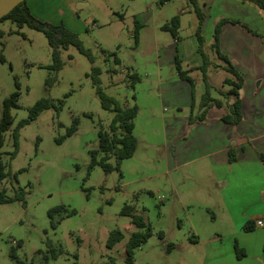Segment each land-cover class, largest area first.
Returning a JSON list of instances; mask_svg holds the SVG:
<instances>
[{"label":"rangeland","instance_id":"rangeland-1","mask_svg":"<svg viewBox=\"0 0 264 264\" xmlns=\"http://www.w3.org/2000/svg\"><path fill=\"white\" fill-rule=\"evenodd\" d=\"M184 4L189 7L185 0L60 2L63 14L52 16L54 25L75 33L93 63L68 46L60 51L62 68L56 74L48 69L50 48L40 32L9 20L0 22V117L3 101L14 92L18 95V107L10 110L13 123L0 149L8 173L0 181V190L11 199L23 191L22 201L0 203V264H124L123 241L112 249L106 241L114 230L125 239L141 230L121 213L128 206L151 234L134 250L136 264H202L201 246L193 240L205 238L209 227H223L211 223V215L194 195L216 185L204 167L193 172H199L200 178L186 167L173 168V141H167V134H171L169 120L177 112L159 95L156 76L172 43L161 27L181 14ZM197 21L192 11L184 12L179 34L194 33ZM91 66L100 70V86L107 96L123 107L138 108L135 151L120 162L118 170L109 172L97 164L90 167V153L99 150L97 132L106 129L113 117L100 107ZM170 66L164 73L169 79L174 72ZM130 75L139 78L134 88L129 85ZM53 76L46 86V79ZM42 98L58 109L43 110L19 130L17 153L11 158L12 129ZM74 120L75 131L66 136ZM107 163L116 164L112 157ZM55 207L61 209L53 213L52 226L48 210ZM15 242H20L19 248ZM11 246L16 261L8 256ZM50 251H55V258Z\"/></svg>","mask_w":264,"mask_h":264},{"label":"crops","instance_id":"crops-1","mask_svg":"<svg viewBox=\"0 0 264 264\" xmlns=\"http://www.w3.org/2000/svg\"><path fill=\"white\" fill-rule=\"evenodd\" d=\"M63 1L74 0H25V3L33 17L54 24L52 16H62L59 3ZM198 3L203 14L199 34L206 58V82L210 97L221 105L208 107L203 119L197 120L204 92L202 58L194 33L185 37L179 34L183 13L191 11L184 4L177 38H172L165 51L166 59H162L156 72L159 95L177 112L169 120L171 134H167V141H173V168L186 167L189 174L200 178L199 172H193L204 167L216 185L210 191L194 195L211 215V223L219 222L223 227H209L204 231L205 238L193 240L201 246L202 264H264V226L254 224L255 220L264 219V11L241 0H198ZM221 21L216 50L213 33ZM175 58L186 79L180 78ZM170 65L174 67L171 79L164 76ZM230 67L242 80L237 90L241 119L236 124L222 121L236 99L229 93L231 85L225 83V80L237 82ZM166 84L167 91L163 89ZM184 108L188 109L183 115ZM122 241L124 249L126 239ZM235 246L242 252L240 258L236 257Z\"/></svg>","mask_w":264,"mask_h":264},{"label":"trees","instance_id":"trees-1","mask_svg":"<svg viewBox=\"0 0 264 264\" xmlns=\"http://www.w3.org/2000/svg\"><path fill=\"white\" fill-rule=\"evenodd\" d=\"M187 4L190 6L191 11L196 15L198 23L194 32V36L197 41V52L201 55L202 58V79L204 81V92L200 97L199 107L201 109V113L197 116V120L200 121L203 119L205 115V111L208 107L220 106L221 103L213 100L210 97V86L206 82V75H205V65H206V58L202 51V44L203 39L199 34L200 25L203 21V14L200 10L198 0H185ZM241 2H247L255 7L264 11V0H241ZM3 20H9L16 24V26L21 27L23 25L28 26L29 28L40 32L46 39L47 44L50 48V55H51V64L48 66V69L51 70L54 74H56L62 68V62L60 59V51L65 50L68 46H73L80 54L84 55L89 62L93 63V56L91 55L90 51L85 48L82 42L78 39V36L73 33L72 31L66 29L63 25H54L48 22L40 21L33 17L25 3V0L18 5H16L8 14L3 16L0 19V22ZM179 15H175L170 18L163 26L161 30L168 32L172 38H177L178 28H179ZM223 22L221 21L218 23L214 28L213 38H214V47L217 50V39H218V31L220 25ZM139 27V24L135 22V30ZM2 32L0 31V35ZM136 34V31H135ZM136 36V35H135ZM219 53V52H218ZM225 61L226 58L221 56ZM117 62L116 59H114ZM175 65L176 69L179 73L180 78L186 79L184 77V73L180 71L179 62L177 58H175ZM230 72L236 77L237 82H232L230 80H225V83L231 85L229 93H232L236 96L235 101L229 106V113L222 117V121L230 124H236L241 119L240 113V101L238 99L237 90L240 88L242 80L240 76L230 67ZM100 70L95 67L91 66V83L95 91V95L99 100L100 107L104 110L110 111L113 113V117L110 120L106 129H99L97 132L98 137V151H92L90 167L94 165H99L104 172H109L112 169L118 170L119 164L122 160L129 158L135 151L136 148V138L133 135L134 129V119L137 115L138 108L136 105H132L130 107H123L121 106L117 100L114 98L107 96L101 86L99 80ZM53 77H48L45 81V85L49 86L54 81ZM129 85L131 88H134V83L138 81V76L130 75L129 76ZM17 93L14 92L10 95L9 98L5 99L2 103V111L0 117V149L3 144L4 133L9 129L11 124L13 123V118L10 114V110L12 108H17ZM55 108L58 109L54 105V103L49 99H39L36 101L31 107L27 110V118L22 119L17 122L16 126L11 131V141L13 150L10 153V157H14L17 153L18 148V135L19 130L27 125L30 121L34 120L43 110ZM190 122L193 119L189 120ZM75 120L73 125L67 129L66 136L71 135L75 131ZM98 153L101 154L99 159H97ZM1 154V153H0ZM113 158L115 160V166L112 167L107 163L109 158ZM232 160V156L230 154L229 157ZM8 176V173L4 170V165L0 161V181L4 180ZM12 200H23V191L18 190L15 192L14 199L6 198L4 194V190H0V203L9 202ZM61 207H55L48 210V215L51 219V225L54 226V222L52 220V215L54 212L60 210ZM131 207H124L121 211L124 215H129L131 218V222L137 225L141 230L138 232H132L124 243V264H136L134 263L133 254L136 248H139L140 245L144 244L150 234V229L146 226L144 227L142 220L139 216L131 214ZM70 213H73L72 211ZM244 229H247V226H244ZM124 239L123 234L119 230L111 231L108 235L106 241V247L112 249L117 243L121 242ZM20 242H15V247H20ZM235 254L237 258L242 256L241 250L234 247ZM51 252V258L56 257L55 251ZM38 254L41 253L40 250L37 251ZM8 256L16 261V253L15 248L13 246L10 247ZM42 259L44 262L47 261V257L42 255Z\"/></svg>","mask_w":264,"mask_h":264},{"label":"water","instance_id":"water-1","mask_svg":"<svg viewBox=\"0 0 264 264\" xmlns=\"http://www.w3.org/2000/svg\"><path fill=\"white\" fill-rule=\"evenodd\" d=\"M24 0H0V19Z\"/></svg>","mask_w":264,"mask_h":264},{"label":"built area","instance_id":"built-area-1","mask_svg":"<svg viewBox=\"0 0 264 264\" xmlns=\"http://www.w3.org/2000/svg\"><path fill=\"white\" fill-rule=\"evenodd\" d=\"M254 224L256 227H262L264 226V219H257L255 220Z\"/></svg>","mask_w":264,"mask_h":264}]
</instances>
